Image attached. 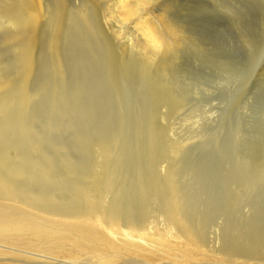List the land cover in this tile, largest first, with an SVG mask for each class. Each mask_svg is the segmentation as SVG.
I'll return each mask as SVG.
<instances>
[{"label":"rangeland","instance_id":"374dc122","mask_svg":"<svg viewBox=\"0 0 264 264\" xmlns=\"http://www.w3.org/2000/svg\"><path fill=\"white\" fill-rule=\"evenodd\" d=\"M120 1L42 0L32 32L27 0H0V183L59 211L90 194L129 231L10 239L0 264H264V0Z\"/></svg>","mask_w":264,"mask_h":264},{"label":"bare ground","instance_id":"6f19581e","mask_svg":"<svg viewBox=\"0 0 264 264\" xmlns=\"http://www.w3.org/2000/svg\"><path fill=\"white\" fill-rule=\"evenodd\" d=\"M25 1V0H24ZM14 2V1H13ZM123 7H126L127 5L126 2L124 0L120 1ZM94 3V2H93ZM27 9L29 14H30V27H31V31H35L36 28H38V24H39V18L42 14V10H43V2L42 0H27ZM21 9V8H20ZM22 10V9H21ZM44 12V11H43ZM26 13V12H25ZM29 17V16H28ZM27 17V18H28ZM44 17V16H43ZM26 18V19H27ZM22 19V17H21ZM164 26V25H163ZM168 26V25H167ZM143 35L145 37V42H147L146 45H150L151 49H155V52L157 50L163 51L161 49L164 48V46L167 44V46L170 45L169 42V38L167 35L163 34V32L160 31V28L158 27V25H156L155 23H146L145 21L142 22V26H141ZM25 30V29H24ZM169 33V32H168ZM175 33V32H174ZM33 33L30 32V35H32ZM177 34V33H176ZM28 36V35H27ZM175 39V37L172 36V39ZM177 38V37H176ZM179 39V38H178ZM180 40V39H179ZM28 41V40H27ZM33 41V40H32ZM37 41V39H36ZM35 41V42H36ZM176 41V40H175ZM31 43V42H30ZM169 44V45H168ZM173 44V43H172ZM179 44V43H178ZM30 45V44H29ZM28 46V45H27ZM180 46V45H179ZM149 50V48H147ZM166 50V48H165ZM164 50V51H165ZM168 50V49H167ZM159 53V52H158ZM33 56V55H32ZM31 57V56H29ZM23 58V57H22ZM32 61V60H31ZM30 62V61H28ZM31 70V69H30ZM23 71V69H22ZM31 76V75H30ZM7 86H5V85ZM7 89L9 90V86L6 83H0V100H2V98L4 97V95L7 93ZM24 99V98H23ZM30 99V98H29ZM4 110V109H3ZM169 147V146H168ZM169 150V149H168ZM168 154V153H167ZM167 156V155H166ZM2 164V163H0ZM6 165V164H5ZM7 166V165H6ZM2 167V166H0ZM7 168V167H6ZM4 170V167H3ZM9 171V170H8ZM19 171V170H18ZM102 172V171H101ZM20 174V172L18 173ZM1 176V174H0ZM14 176V175H13ZM94 176V175H93ZM100 177V176H99ZM166 177V175H165ZM168 177V176H167ZM1 178V177H0ZM4 179V177H2ZM104 178V177H102ZM10 179V177H9ZM15 179V176H14ZM2 179H0L1 181ZM13 180V179H12ZM17 180V178H16ZM99 180V179H98ZM96 180V181H98ZM104 180V179H103ZM169 180V179H168ZM4 181V180H2ZM86 181V180H85ZM88 181V180H87ZM95 181V180H94ZM107 181V180H104ZM155 181V180H154ZM153 181V182H154ZM11 182V181H10ZM152 182V183H153ZM156 182V181H155ZM159 182V181H158ZM169 182V181H168ZM172 183V180L170 181ZM4 183V182H3ZM2 182L0 183V252L4 250H6L5 248H7V243L9 242L10 239H17L18 245L17 243L15 244L17 247L20 245L21 248L26 247L27 249L33 251L36 248H39L38 244L44 243L46 245H49V242H53V244L56 243V240L58 237H66L67 241L70 242L71 240L74 242H83V243H89V239H94V241L96 242V244L99 245H103L104 247H110L108 245V243L106 242V238L105 235H109L111 234L112 236L114 234H119V233H123L126 234V232L129 233V231H127L125 229V227H123L118 218H116L115 215H111L109 214V218L105 220L104 216H103V212L101 211V213H99V211H96L97 208V204L94 208L91 209V211L88 209L89 203H88V198L90 199V194L87 196V198H83L85 197V193L84 196L81 198L80 195L76 198L68 196L67 201L65 202L67 204V206L69 204H73L75 203L72 208L70 210H66V206H64L66 211L63 210H58V204L57 207L55 205V207H47L44 206L43 207V203L38 202L40 200V198L42 199V197L39 198V200L35 199V197L33 198L30 194L32 193L28 188H24V187H16V182H14V180L11 183H4ZM95 183V182H94ZM100 183V182H99ZM107 183V182H106ZM110 183V182H109ZM161 183V182H160ZM159 183V185H160ZM98 185V183H96ZM102 184V181H101ZM151 184V183H150ZM164 184V183H163ZM95 185V184H94ZM142 185V184H141ZM147 185V184H146ZM172 185V184H171ZM80 186H82L80 184ZM79 186V187H80ZM96 186V185H95ZM144 186V185H143ZM162 186V185H161ZM173 186V185H172ZM79 187L77 188V191L79 190ZM97 187V186H96ZM101 187V186H100ZM105 187V186H104ZM157 187V186H155ZM160 187V186H159ZM169 187H171L169 185ZM76 188V187H75ZM83 188V187H82ZM87 188V186H86ZM98 188V187H97ZM152 188V187H151ZM163 188V187H162ZM166 188V187H165ZM93 189V188H92ZM99 189V188H98ZM147 189V188H146ZM173 189V188H171ZM170 189V191H171ZM175 189V188H174ZM177 189V188H176ZM175 189V190H176ZM102 190V189H101ZM155 190V189H154ZM160 190V189H159ZM162 190V189H161ZM167 190V188H166ZM33 191V190H32ZM81 191V189H80ZM79 191V192H80ZM84 191V190H83ZM91 191V190H90ZM89 191V193H90ZM174 191V190H172ZM177 191V190H176ZM39 193V192H38ZM87 193V190H86ZM97 192H95L96 194ZM102 193V192H101ZM149 193V192H148ZM165 193V191H164ZM169 193V192H168ZM76 194V193H75ZM160 194V193H158ZM177 194V193H176ZM38 195V194H37ZM97 195V194H96ZM167 195V193H166ZM175 197V194H173ZM42 196V195H40ZM55 194L51 197H49V199L56 201V198H54ZM66 196V195H65ZM77 196V195H76ZM169 196V195H168ZM39 197V196H37ZM80 197V198H79ZM160 197V196H159ZM158 197V198H159ZM172 197V194L170 192V196ZM98 198V197H97ZM105 198V197H104ZM168 198V197H167ZM176 198H180L176 196ZM176 198H173V203L172 205L175 206V204L178 202V200H175ZM93 199V198H92ZM91 199V200H92ZM99 199V198H98ZM97 199V200H98ZM101 199V198H100ZM61 201H64L65 199L61 197L60 199ZM41 201V200H40ZM93 201V200H92ZM166 201V200H164ZM171 201V199H170ZM49 202V201H48ZM90 202V201H89ZM94 202V201H93ZM92 202V203H93ZM96 202V201H95ZM94 202V203H95ZM99 202V200H98ZM169 202V201H168ZM167 202V203H168ZM181 202V201H180ZM47 203V202H46ZM92 203L89 207L92 206ZM164 204L162 206L165 207ZM48 204V203H47ZM46 204V205H47ZM101 204V203H100ZM100 204H98L99 209L100 208ZM169 204H171L170 202L168 203V206H170ZM181 204V203H180ZM45 205V204H44ZM104 205V204H103ZM171 205V206H172ZM49 206V205H48ZM61 206V204L59 205V207ZM161 206V205H160ZM170 206V207H171ZM172 206V207H173ZM177 206V205H176ZM175 206V207H176ZM62 207V206H61ZM70 208V206H68ZM94 207V206H92ZM171 207V208H172ZM181 207V206H180ZM63 208V207H62ZM60 209V208H59ZM107 209V208H106ZM173 209V208H172ZM177 209V208H176ZM180 209V208H179ZM90 212H89V211ZM94 210V211H93ZM103 210V209H102ZM113 210V209H112ZM162 211V210H161ZM172 211V210H170ZM168 211V212H170ZM175 212V211H174ZM173 212V213H174ZM109 213V212H108ZM107 213V214H108ZM164 213V211H163ZM172 213V212H171ZM169 213V214H171ZM173 213L170 215L171 219ZM106 214V212H105ZM106 214V215H107ZM115 214V213H114ZM166 215V214H165ZM169 216V217H170ZM152 217V216H151ZM168 217V219L170 220V218ZM178 218L180 219V217L178 216ZM48 220L51 221L48 222ZM182 220V219H181ZM171 221V220H170ZM146 222V220H145ZM169 222V221H168ZM177 223H179V220L177 221ZM174 224V223H173ZM180 224V223H179ZM171 225V223H170ZM130 227V225H129ZM143 227V226H141ZM172 227V226H171ZM31 228H34V231L30 234H26L27 232L30 231ZM50 228L52 229V232H49ZM101 230L102 232H100L99 230ZM132 228V227H131ZM98 231H96V230ZM172 229V228H171ZM61 230H63L64 232L62 233ZM129 230V229H128ZM134 230V229H133ZM148 230V229H147ZM169 230V229H168ZM104 231V232H103ZM143 231V230H142ZM173 231H175V233H177L176 229H174ZM105 232L107 234H105ZM131 232V231H130ZM141 232V231H140ZM146 232V231H145ZM156 232V231H155ZM168 232V231H167ZM170 232V230H169ZM59 233L63 234V235H58ZM151 233V232H150ZM171 233V232H170ZM169 233V234H170ZM120 234V235H123ZM168 234V233H167ZM196 234V233H195ZM142 235V233H141ZM173 235V234H171ZM169 235V236H171ZM177 235V234H176ZM161 236V235H160ZM157 234V238L156 240L159 241L160 245H167L166 250H163L166 254H173V255H177V253L175 252V250H172L174 247L175 249H177L176 246H174L173 244L170 245L168 243H166L162 237H160ZM168 236V237H169ZM175 236V235H174ZM154 237V236H153ZM180 237V236H179ZM174 238H178V237H174ZM171 240H173L170 237ZM166 240L169 241V239L167 238ZM170 240V241H171ZM196 240V239H195ZM198 240V239H197ZM169 241V242H170ZM174 241V240H173ZM172 242V241H171ZM177 242V241H176ZM84 244V245H86ZM199 244V243H197ZM10 245V244H9ZM12 245V244H11ZM19 246V247H20ZM114 246V245H113ZM120 246V245H119ZM200 246V245H199ZM14 247V246H12ZM15 248V247H14ZM98 248V247H97ZM160 250H162V248H159ZM196 250L198 248H195ZM10 250V249H9ZM200 250V249H199ZM128 251V249H127ZM130 251V250H129ZM49 252L51 254H56V252L54 251L53 248H51V250H49ZM192 252V251H191ZM194 253V252H192ZM199 253V252H198ZM197 253V254H198ZM153 254L154 253H150ZM196 254V253H195ZM186 256H188L187 251L185 252Z\"/></svg>","mask_w":264,"mask_h":264}]
</instances>
